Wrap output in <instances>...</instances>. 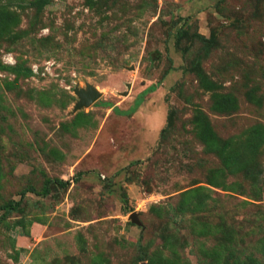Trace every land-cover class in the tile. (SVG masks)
I'll return each mask as SVG.
<instances>
[{
    "label": "rangeland",
    "instance_id": "obj_1",
    "mask_svg": "<svg viewBox=\"0 0 264 264\" xmlns=\"http://www.w3.org/2000/svg\"><path fill=\"white\" fill-rule=\"evenodd\" d=\"M0 264H264V0H0Z\"/></svg>",
    "mask_w": 264,
    "mask_h": 264
},
{
    "label": "water",
    "instance_id": "obj_2",
    "mask_svg": "<svg viewBox=\"0 0 264 264\" xmlns=\"http://www.w3.org/2000/svg\"><path fill=\"white\" fill-rule=\"evenodd\" d=\"M74 94L77 97V102L74 105V109H80L82 107H87L92 104L96 99H98L99 94L91 87H86V90H73ZM130 219L136 223L135 215L131 214Z\"/></svg>",
    "mask_w": 264,
    "mask_h": 264
},
{
    "label": "trees",
    "instance_id": "obj_3",
    "mask_svg": "<svg viewBox=\"0 0 264 264\" xmlns=\"http://www.w3.org/2000/svg\"><path fill=\"white\" fill-rule=\"evenodd\" d=\"M167 118H168V114H167ZM45 185H46V184H45ZM28 192H31V193H32L33 190H32V189H29ZM43 194H46V188H44V190H43Z\"/></svg>",
    "mask_w": 264,
    "mask_h": 264
}]
</instances>
